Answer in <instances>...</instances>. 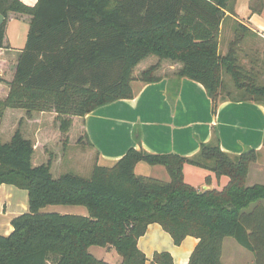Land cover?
<instances>
[{
  "label": "trees",
  "instance_id": "obj_1",
  "mask_svg": "<svg viewBox=\"0 0 264 264\" xmlns=\"http://www.w3.org/2000/svg\"><path fill=\"white\" fill-rule=\"evenodd\" d=\"M235 0H0V47H8L11 14L28 19L29 31L12 78L0 76V129L7 109L55 111L67 148L73 116L135 96L133 81L161 79L164 60L179 63L175 76L204 85L216 113L221 102L251 100L264 104V85L247 69L239 51L252 31L235 20L234 39L220 52L222 25L234 14ZM251 5L252 12H261ZM151 56L155 64L135 75ZM8 73V68L6 69ZM224 74L234 83L227 90ZM227 86V87H226ZM234 89V93L231 91ZM178 93H171L170 98ZM89 142V141H88ZM32 139L16 129L9 141L0 134V186L28 192L29 210L0 234V264H112L90 252L91 246L114 248L121 264H146L138 240L158 223L180 245L187 236L199 242L187 264H223L226 237L253 252L264 264V184H247L259 151L240 154L222 149L218 130L192 156L155 154L131 147L110 164L96 162L90 177L52 173L53 161L33 164ZM139 162L162 165L168 181L139 175ZM186 163L226 175L221 190L198 189L184 179ZM210 178H206L209 182ZM50 204L82 205L88 214L41 212ZM156 264H174L168 251H156Z\"/></svg>",
  "mask_w": 264,
  "mask_h": 264
},
{
  "label": "crops",
  "instance_id": "obj_2",
  "mask_svg": "<svg viewBox=\"0 0 264 264\" xmlns=\"http://www.w3.org/2000/svg\"><path fill=\"white\" fill-rule=\"evenodd\" d=\"M22 1L31 6L37 3V0ZM250 1L235 0L233 6L235 13L227 11L230 15L226 20L230 21L227 35L228 38L233 36V24L238 20L252 31L246 40L252 38L263 43L264 6L261 12H252L248 6ZM3 19L0 13V24ZM24 22L26 26L23 25ZM225 27L224 23L221 37ZM28 31V19L11 14L6 30L8 47H0L1 77L6 75L12 78L17 59L25 47ZM227 49L225 51L220 49V52L224 54ZM180 66L181 64L175 63L168 69H163L166 70L165 72L160 71L158 75L161 79L157 82L133 81L135 92L133 98L121 99L101 106L86 116H73L72 128L80 123L85 139L89 141L87 144L95 150L98 159L111 163L121 158L131 147L137 149L143 147L155 154L177 153L192 156L199 151L201 143L212 140L213 126H215L224 151L232 154H240L247 148L259 151L262 156L250 167L248 185L263 183L251 178L252 174L260 176L261 172H264V104L251 100L232 101L226 97L214 113L212 99L202 83L187 77L179 79L175 76ZM147 67L149 66H144L140 71ZM177 87L178 93L172 96V100L170 91L172 94L175 93ZM15 112L23 113V110H6L0 134L2 127L7 123V117L15 115ZM56 116L55 111H44L34 112L32 117H27L31 125H37L36 133L32 137L28 136L34 142L36 150L38 146L45 147L49 142L48 136L42 129L45 125L40 126V124H44L48 119L54 120ZM61 135L58 134L59 137ZM142 163L139 162L136 166L137 174L140 168L143 170V175H149L151 170L156 171V167L162 166L149 164L152 168L149 169ZM183 172L187 183L203 190L212 188L221 190L230 180L226 175L218 177L211 170L189 163L184 165ZM151 177L156 178V176ZM207 177L210 178L209 182H206ZM22 197L23 194L16 189V186L10 184L0 186V234L9 235L14 229L11 224L12 219L29 210L28 192L23 200ZM20 200L22 204H19ZM198 242L197 237L187 236L180 245H176L172 236L160 224L153 223L139 238L138 246L147 256L146 264H156L152 261L156 251L170 252L174 264H187ZM104 248L105 254L112 255L110 260L112 264H121L122 257L114 254V248Z\"/></svg>",
  "mask_w": 264,
  "mask_h": 264
},
{
  "label": "rangeland",
  "instance_id": "obj_3",
  "mask_svg": "<svg viewBox=\"0 0 264 264\" xmlns=\"http://www.w3.org/2000/svg\"><path fill=\"white\" fill-rule=\"evenodd\" d=\"M260 4V0H251L248 4V6L251 9V5L253 7L258 8ZM252 10V9H251ZM230 24V21L225 22V32L223 33L221 37V47L220 49L225 51L226 48H228V44L231 40L234 39V34L231 38H228L227 32H228V25ZM25 22H24V24ZM24 26V27H25ZM263 39V38H262ZM264 40V39H263ZM25 44V41H23ZM21 44V43H20ZM21 47V45H18ZM18 47V48H19ZM239 59L240 62L243 64L244 67L247 69L254 68L256 75H257V81L260 84L264 85V42L261 43L259 40L247 39L242 44L241 49L239 51ZM158 61V57L151 56L147 58L146 60L142 61L136 68H135V75L140 74V70L144 66H150L151 64H155ZM163 66L161 65V68L157 73H163L168 69L170 65H173L175 63L164 60L162 62ZM163 70V72H162ZM225 82L227 83V90L230 88H233L234 83L232 78L224 74ZM233 93L235 92L234 89L231 90ZM23 110V113L15 112V115H10L7 117V123L2 127L1 130V138L3 142L9 141L16 131V129L20 128L24 134L25 137L29 138L32 137L37 130V125L33 124L31 125L30 122L27 120V114ZM73 119V118H72ZM44 132L48 136V144L45 147L38 146L37 150L35 151L34 157H33V164L39 165L42 163H47L49 159L53 161L52 166V173L54 177H58L61 174L65 172H75L85 177H90L92 174L93 166L96 162L101 164H110L103 161H100L98 159L97 154L95 153V150H92L90 146L87 144V140L85 139L84 131L81 128V124L77 123L72 126L67 133V136L69 137L67 148H64V139L65 134L62 133L61 130H59L60 123L57 122L56 119H48L45 121L44 124H40V126H44ZM12 132V133H11ZM9 133L11 135L9 136ZM60 133V137L58 134ZM29 136V137H28ZM261 154H259V157L257 160L261 158ZM255 163V162H254ZM146 167H149V164L146 162L142 163ZM149 169H152L149 167ZM151 170L150 173H148L151 176H156V178L161 180L168 181L170 179L168 172L163 166L156 167V171ZM250 171V170H249ZM143 170L140 168L138 170L139 175H143ZM154 173V174H153ZM149 175H143V176H149ZM150 176V177H151ZM249 176V173H248ZM255 178L258 182H263L259 184H264V172H261L260 176H257V174L254 176L252 174L251 180ZM250 181V180H249ZM247 184H248V177H247ZM257 184V183H256ZM254 185V184H253ZM18 191H21L23 194L22 200L27 196V191L24 189L17 188ZM19 204H22V201L20 200ZM41 212H57L61 214H88V210L85 206L82 205H62V204H50L46 207H44ZM83 212V213H81ZM90 252L94 254L96 257L100 259H104L106 261L111 260V254L106 253L105 254V248L101 246H91ZM114 254L119 256L117 251L113 250ZM105 254V255H104ZM106 256V257H105ZM222 262L223 264H256L255 263V256L253 252L246 249L242 245H240L235 238L233 237H226L224 239L223 243V254H222Z\"/></svg>",
  "mask_w": 264,
  "mask_h": 264
}]
</instances>
